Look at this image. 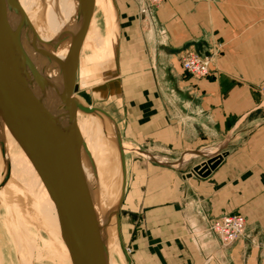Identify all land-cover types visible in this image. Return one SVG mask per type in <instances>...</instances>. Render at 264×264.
<instances>
[{
    "label": "crops",
    "instance_id": "crops-1",
    "mask_svg": "<svg viewBox=\"0 0 264 264\" xmlns=\"http://www.w3.org/2000/svg\"><path fill=\"white\" fill-rule=\"evenodd\" d=\"M116 5L122 150L126 142L151 153V163L173 173L190 165L163 189L173 196L169 244L185 241L191 264H264V94L257 86L264 81V0ZM186 51L211 55L206 77L183 74L178 60ZM146 146L151 151L138 148ZM224 149L208 176L192 172ZM224 214L245 219L243 236L228 246L209 230ZM163 247L156 264L174 258L175 246Z\"/></svg>",
    "mask_w": 264,
    "mask_h": 264
},
{
    "label": "water",
    "instance_id": "water-1",
    "mask_svg": "<svg viewBox=\"0 0 264 264\" xmlns=\"http://www.w3.org/2000/svg\"><path fill=\"white\" fill-rule=\"evenodd\" d=\"M76 1L79 21L69 35L67 53L59 64V89L55 91L54 99L37 61L42 49L18 0H0V153L6 164L0 187L10 172L9 162L5 158L4 130L8 127L30 159L55 205L61 236L71 263L108 264V250L102 239V226L92 195L95 187L82 166V151L87 154V150L77 129V112L90 114L96 111L112 123L119 152L122 190L126 171L117 124L107 112L83 106L74 95L77 91L75 77L78 53L94 5V0ZM110 2L117 27V9L114 0ZM117 54L116 41V73L109 82L117 86L120 95ZM219 162V158L208 159L195 166L193 172L206 177ZM123 196L124 192L117 205V220ZM126 259L127 264H131L127 254Z\"/></svg>",
    "mask_w": 264,
    "mask_h": 264
},
{
    "label": "rangeland",
    "instance_id": "rangeland-1",
    "mask_svg": "<svg viewBox=\"0 0 264 264\" xmlns=\"http://www.w3.org/2000/svg\"><path fill=\"white\" fill-rule=\"evenodd\" d=\"M102 1L104 8L100 6V0H94L93 12L82 40L75 77L78 88L74 95L81 97L87 106L98 107L107 112L117 124L119 133H123L125 123L121 115L120 103L117 105L113 102L100 101L91 91V86L100 81L101 68H105L103 65L106 61L102 58L104 57L102 50L107 37L106 23L110 27V21L113 18V8L108 11L107 4L104 0ZM114 3L117 9L116 0H114ZM115 29V38L118 41V24ZM187 52L190 51H186L180 56L178 65H180V59ZM205 56L211 58V55ZM99 69L101 70L99 71ZM127 74L128 70L126 69H123V72L120 73L123 78L128 77ZM183 74L197 79L207 76H196L186 72ZM78 128L81 137L84 131L81 126H78ZM102 132L105 142L108 141L106 145L111 154L109 157L111 156L112 160H115L117 154L114 150L113 130L111 126L107 125L105 132ZM245 136L246 134H243L240 138H245ZM81 141L87 150V154L82 151V158L85 162L84 170L87 177L95 187L92 195L96 206L108 193L113 180V172L98 148L94 149L82 138ZM125 143L123 153L126 162V185L118 211V223L122 234L119 240L120 247H118L116 239L114 240L113 247L115 249L110 264H127L126 254L130 258L131 264H137L136 260L142 262L141 264L146 262L156 264V260L160 256H165L161 253L162 248L166 249L163 247L164 245L175 246L176 250L173 253V260L162 264H191L188 260L189 251L186 244H184L185 241L178 242L176 245L172 242L169 244V241L174 239L170 237L172 232L165 227V221L167 217L166 209L173 196L167 195L163 191L168 186L172 187L174 183L181 181L180 174L184 170H188L190 165L184 168L182 166L181 168L178 167L175 170L177 173H173L170 171L172 168L169 166H162L161 168L156 165L157 163H151V153L135 150V147L133 148L130 144ZM138 148L151 151L149 146ZM220 152L222 153H219L220 157L218 158L222 159L225 157V149ZM114 170L115 179L118 176V171L117 169ZM1 174L2 170H0V178ZM10 186L6 184V187L0 191V264H72L67 250L58 243V234L61 230L54 203L50 205L47 217L45 220L43 219L44 222L42 221L39 228L36 226L37 223L34 219L32 220V214L29 216L31 212L25 204L17 196L9 194ZM23 186L25 187V185ZM25 192L29 195V192L26 190ZM159 192L163 193L159 194ZM16 202L19 204H16ZM25 215L28 216V219ZM8 235L11 236V243ZM14 235H16V238Z\"/></svg>",
    "mask_w": 264,
    "mask_h": 264
},
{
    "label": "bare ground",
    "instance_id": "bare-ground-1",
    "mask_svg": "<svg viewBox=\"0 0 264 264\" xmlns=\"http://www.w3.org/2000/svg\"><path fill=\"white\" fill-rule=\"evenodd\" d=\"M100 1H101L100 6L104 8L103 1L102 0ZM104 1L105 4H107L108 6V11L111 10L112 5L110 0H104ZM18 3L20 4L23 13L25 14L30 26L32 27L33 31L35 32L38 38L39 41L38 44L42 49L39 52V58L37 59L38 65L39 67H41L44 73L45 81L48 84L52 97L55 99L56 98L55 91H58L59 89V82H58L59 64L67 53L68 43L70 38L69 35L71 32L75 30L76 25L78 24L79 21V11H78L77 1L76 0H18ZM112 17L113 18L110 21L111 23L109 27V35H106L107 37L105 38L104 41L105 43L103 45V50H102L104 52V57L102 58L103 60L106 61V63L103 65V67L105 68H101L102 70L99 69V71L101 70L100 81H98L96 84L91 86V91L100 101H106L109 103L113 102V104L118 105L120 103V95L118 93V88L116 85L109 82L112 79H114L113 76L116 73V67H115L116 25L114 22V11ZM106 27H107V23H106ZM30 43H31V39H29L28 44ZM117 65H118V54H117ZM77 66H78V60H77ZM117 76L119 77V75ZM77 98L80 101V103L85 107L98 108L94 106L91 107L87 106L81 97H77ZM76 125L78 130H79L78 126H81L84 131L82 132L83 134L81 135L80 139L82 138L85 141H87L88 144H90L94 149L98 148V150L105 157L106 161L110 165L113 172V180L108 193L95 206V210L98 215L100 225L102 226L101 227L102 239L108 250V264H110L112 253L113 250L115 249V247H113L115 239L118 243V247H120L119 240L122 232L118 220L116 219V211H117L116 209L120 197L122 196V193L125 191V187L124 190H122V185H121L122 177L120 171V159H119L118 149L115 145L114 150L116 151L115 154H117L116 155L117 158L115 160H112V157L111 156L109 157V155L111 154L106 145V142L108 143V141L105 142L102 135L103 133L102 131L105 132L107 125L111 126L112 128V123H110V121H108L105 116L94 111V113H90V114L77 112ZM4 135H5V150H6L5 158L9 162L10 172L8 179L6 180L4 185L0 187V191L6 187V184L11 185L9 188V192H10L9 194L17 196L25 204V206L31 212L29 213V216H31L32 214L33 217L32 220L34 219V221L37 223L36 226L40 228L42 221L44 222V220L46 219L49 207L50 205H52L53 202L51 201L45 186L40 180V177L36 169L34 168L30 159L27 157L26 153L23 151L15 135L8 127H5ZM84 163H85L84 159L82 158L83 168L85 166ZM114 169H117L118 171L117 172L118 176L115 179H114V171H115ZM0 170H2V174L0 178V183H1L6 173V164L2 159L1 153H0ZM125 171H126V166H125ZM23 185H25V187L27 188H25ZM125 185H126V181H125ZM25 190L29 192V195L25 192ZM17 203L18 202H16V204ZM25 217H27L28 219V216L25 215ZM8 237L11 243V238H10L11 236L8 235ZM14 237L16 238V235H14ZM58 237H59L58 243L67 250L61 236V231H59ZM16 240L15 242L17 244Z\"/></svg>",
    "mask_w": 264,
    "mask_h": 264
},
{
    "label": "built area",
    "instance_id": "built-area-1",
    "mask_svg": "<svg viewBox=\"0 0 264 264\" xmlns=\"http://www.w3.org/2000/svg\"><path fill=\"white\" fill-rule=\"evenodd\" d=\"M152 6L159 5L163 0H147ZM210 58L199 56L193 52H187L180 59L181 69L191 75L205 76L209 72ZM261 93H264V81L258 85ZM209 230L223 245H229L241 238L245 231V219L240 214H226L213 219Z\"/></svg>",
    "mask_w": 264,
    "mask_h": 264
}]
</instances>
